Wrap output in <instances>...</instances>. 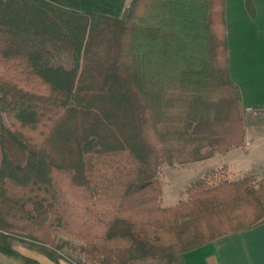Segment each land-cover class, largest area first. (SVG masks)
<instances>
[{"label": "trees", "instance_id": "trees-1", "mask_svg": "<svg viewBox=\"0 0 264 264\" xmlns=\"http://www.w3.org/2000/svg\"><path fill=\"white\" fill-rule=\"evenodd\" d=\"M226 1L132 0L113 19L0 0V255L58 263L66 238L85 264H166L264 223L251 178L161 207L163 168L245 145Z\"/></svg>", "mask_w": 264, "mask_h": 264}, {"label": "crops", "instance_id": "crops-1", "mask_svg": "<svg viewBox=\"0 0 264 264\" xmlns=\"http://www.w3.org/2000/svg\"><path fill=\"white\" fill-rule=\"evenodd\" d=\"M62 9L121 19L132 0H44ZM227 0L224 8L229 73L239 88L242 107H264V0ZM264 141V139H262ZM2 152L0 149V169ZM15 250L40 264H56L47 257ZM59 264H70L59 262ZM166 264H264V223L234 233L183 254Z\"/></svg>", "mask_w": 264, "mask_h": 264}, {"label": "rangeland", "instance_id": "rangeland-1", "mask_svg": "<svg viewBox=\"0 0 264 264\" xmlns=\"http://www.w3.org/2000/svg\"><path fill=\"white\" fill-rule=\"evenodd\" d=\"M243 117L246 129L243 148L235 149L227 155L216 156L207 162L162 169L160 175L163 190L162 208H173L182 201H188L192 187L198 182L216 186L225 181L238 182L251 178L256 186L264 183V141H262L264 139V115H252L244 110ZM61 241L66 242L67 245L60 252L59 262L85 264L84 255L80 252L82 244L72 243L66 238H61ZM15 248L42 255L20 242L15 244ZM73 249L76 251L74 252ZM0 264L21 263L0 255Z\"/></svg>", "mask_w": 264, "mask_h": 264}, {"label": "built area", "instance_id": "built-area-1", "mask_svg": "<svg viewBox=\"0 0 264 264\" xmlns=\"http://www.w3.org/2000/svg\"><path fill=\"white\" fill-rule=\"evenodd\" d=\"M252 115H264V107L262 108H251L247 110Z\"/></svg>", "mask_w": 264, "mask_h": 264}]
</instances>
